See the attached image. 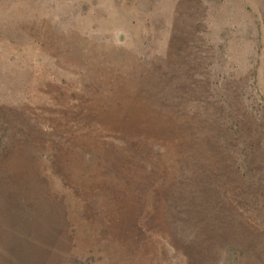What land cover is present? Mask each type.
I'll use <instances>...</instances> for the list:
<instances>
[{
	"label": "rangeland",
	"instance_id": "374dc122",
	"mask_svg": "<svg viewBox=\"0 0 264 264\" xmlns=\"http://www.w3.org/2000/svg\"><path fill=\"white\" fill-rule=\"evenodd\" d=\"M0 264H264V0H0Z\"/></svg>",
	"mask_w": 264,
	"mask_h": 264
}]
</instances>
